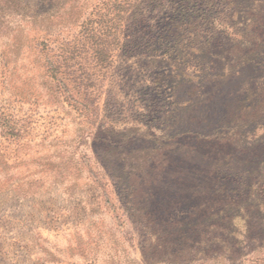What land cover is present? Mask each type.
Listing matches in <instances>:
<instances>
[{"label": "rangeland", "instance_id": "1", "mask_svg": "<svg viewBox=\"0 0 264 264\" xmlns=\"http://www.w3.org/2000/svg\"><path fill=\"white\" fill-rule=\"evenodd\" d=\"M233 2L65 0L16 54L0 0V264H264V17Z\"/></svg>", "mask_w": 264, "mask_h": 264}, {"label": "trees", "instance_id": "2", "mask_svg": "<svg viewBox=\"0 0 264 264\" xmlns=\"http://www.w3.org/2000/svg\"><path fill=\"white\" fill-rule=\"evenodd\" d=\"M54 1L55 0H40V3L44 2L45 4H47L46 5L47 8L42 10L41 12H38L37 10H34L31 7V5L28 4V0L25 1L26 3L24 2V0H14V2L18 5V7L23 5V7L25 6V9L31 13L23 14L24 18L18 23H15V25L9 29V36L6 35L8 31L5 33V35L8 36V38L10 37L8 42L4 44L6 45V47H7V44L10 46V47H7L10 53L11 51H13L12 53L16 52L17 54L18 52H20V50L22 51L25 49L26 50L27 49L28 50L38 49V46H40L41 42L43 41L38 40L37 38L38 36H35L37 31L40 30V27L42 25H45V23L52 21V18L54 16V13H56L55 11L57 10L58 5L64 6L65 4V0H59V1L56 0L55 4H54ZM233 1L234 2L231 4L234 7H236V8L233 7L234 10H232V15L234 17L237 18L241 16L242 15L241 12L247 13V15H249L252 11L262 12L263 14L261 16L264 17V0H244L242 3L239 2L240 0H233ZM191 3H192V0H184L183 5L189 6ZM185 6H182L181 14H180L181 16H184V17L186 13L184 12ZM13 8L17 9L15 7ZM256 15L260 16L259 14H256ZM247 20L248 22L246 26L248 28L249 26H251L250 28L256 27V25H254L253 22L259 24V22L256 19L247 18ZM262 25L264 26V24ZM44 29L49 31V28L47 26H45ZM166 39H172V38L171 36L167 35ZM260 41L261 42L263 41L262 43H264L263 34L261 37L258 36L257 38L253 39V42L256 45V48H253L252 47L253 45H252L249 49L252 48L251 50L255 51L258 47V42L260 43ZM10 61L14 63L16 61V57L10 58Z\"/></svg>", "mask_w": 264, "mask_h": 264}]
</instances>
